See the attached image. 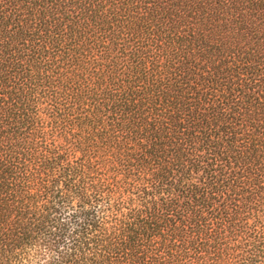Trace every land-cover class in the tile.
Instances as JSON below:
<instances>
[{
    "label": "trees",
    "instance_id": "1",
    "mask_svg": "<svg viewBox=\"0 0 264 264\" xmlns=\"http://www.w3.org/2000/svg\"><path fill=\"white\" fill-rule=\"evenodd\" d=\"M0 264H264V0H0Z\"/></svg>",
    "mask_w": 264,
    "mask_h": 264
}]
</instances>
